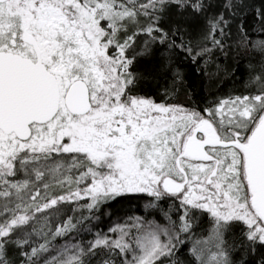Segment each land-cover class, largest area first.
<instances>
[{"label":"snow or ice","instance_id":"1","mask_svg":"<svg viewBox=\"0 0 264 264\" xmlns=\"http://www.w3.org/2000/svg\"><path fill=\"white\" fill-rule=\"evenodd\" d=\"M0 264H264V0H0Z\"/></svg>","mask_w":264,"mask_h":264},{"label":"trees","instance_id":"2","mask_svg":"<svg viewBox=\"0 0 264 264\" xmlns=\"http://www.w3.org/2000/svg\"><path fill=\"white\" fill-rule=\"evenodd\" d=\"M221 61L227 63V61H224V58H223V57H221ZM237 75H239V72H237ZM230 87H232L231 83L226 81V82L221 86V92L227 91ZM102 227H103V226H102Z\"/></svg>","mask_w":264,"mask_h":264}]
</instances>
